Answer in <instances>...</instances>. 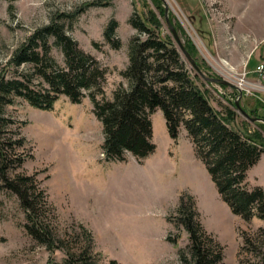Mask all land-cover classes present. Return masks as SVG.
I'll list each match as a JSON object with an SVG mask.
<instances>
[{"label":"rangeland","instance_id":"obj_1","mask_svg":"<svg viewBox=\"0 0 264 264\" xmlns=\"http://www.w3.org/2000/svg\"><path fill=\"white\" fill-rule=\"evenodd\" d=\"M167 8L183 44L195 46L204 74L239 86L241 106L251 116L264 117V77L252 70L264 61V0H0V69L37 28L57 19L105 69L104 95L98 98H112L119 86H129L123 71L138 32L132 16L148 20L157 15L163 34L180 48L166 20ZM62 12L77 14L61 18ZM111 20L117 26L108 40L105 29ZM52 55L65 65L59 46H53ZM211 89L213 105L235 111V121L249 134L260 135L264 145V122L252 121L237 108L239 91L220 83ZM93 108L89 95L81 103L63 95L53 109L33 107L21 98L6 107L8 115L23 122L20 131L27 140L29 156L17 171L38 173L66 249L90 243L97 264H182V253L192 258L178 210L185 197L207 233L223 246L226 264H264V219L246 220L232 212L185 128L174 140L159 108L151 114L155 152L142 159L128 153L126 160H108L103 125ZM247 178L264 187V153ZM25 220L18 197L0 188V264H48L52 257L63 263L65 251L52 254L35 241Z\"/></svg>","mask_w":264,"mask_h":264},{"label":"trees","instance_id":"obj_2","mask_svg":"<svg viewBox=\"0 0 264 264\" xmlns=\"http://www.w3.org/2000/svg\"><path fill=\"white\" fill-rule=\"evenodd\" d=\"M76 14L62 12L60 17L75 18ZM131 23L138 32L131 39L129 64L123 71L129 86H119L112 98H98L104 95L101 84L105 69L67 32L65 23L57 19L37 28L13 52L7 66L0 69V188L18 197L25 212L24 228L35 241L52 254L65 251L61 264H97V261L91 255L90 243L65 248V240L56 229L55 208L38 173L17 171L29 156L25 150L27 140L20 131L23 122L6 113V107L17 98L36 108L53 109L63 95L73 103H81L89 95L94 114L103 125L106 158L122 161L128 153L142 159L155 152L151 114L160 108L174 140L185 128L196 154L232 212L246 220L254 216L264 219V187L251 185L247 178L249 169L264 153L260 135L245 131L235 121V111L219 110L213 105L210 90L214 82L202 76L203 68L196 60L194 45L184 44L196 61L191 66V60L174 39L163 34V22L157 15L147 20L135 14ZM116 26L115 20L108 23L105 29L108 40H112ZM54 45L63 52L65 65L52 55ZM23 64L31 68L20 69ZM11 65L13 69L9 70ZM178 210L189 232L192 254L189 260L182 253V264H226L223 246L207 233L185 197L181 198ZM173 240L176 242L177 238ZM50 259L48 264H60L54 257Z\"/></svg>","mask_w":264,"mask_h":264},{"label":"water","instance_id":"obj_3","mask_svg":"<svg viewBox=\"0 0 264 264\" xmlns=\"http://www.w3.org/2000/svg\"><path fill=\"white\" fill-rule=\"evenodd\" d=\"M166 20H167V22H168V24H169L171 30L173 31V34H174V36H175V38H176V40H177V42H178L180 48H181V49L183 50V52L185 53L186 57H188V58L191 60V62H192L194 65H196L195 59H194V58L192 57V55L188 52V50L185 48V46H184V44H183V42H182V40H181V38H180L178 32L176 31V29L174 28V26L172 25V23H171V21H170V17H169V13H168V8H167V10H166ZM200 72H201L202 76L204 77V79L207 80V81L214 82V83L225 84V85H228V86H231V87L236 88V89L239 91V94L237 95V98H236V100H235V104H236L237 108H238L239 110H241V111L243 112V114H244L246 117L250 118L252 121H255V122H257V121L264 122V117H261V116H256V117L251 116V115H250V114H249V113H248V112H247V111L241 106L240 99L243 97L244 92H243V90H242L239 86H237L236 84L232 83L231 81H229V80H227V79H225V78H223V77H214V76L211 77V76H208V75L204 74V72H203L202 70H200ZM235 116H236V113H235Z\"/></svg>","mask_w":264,"mask_h":264},{"label":"built area","instance_id":"obj_4","mask_svg":"<svg viewBox=\"0 0 264 264\" xmlns=\"http://www.w3.org/2000/svg\"><path fill=\"white\" fill-rule=\"evenodd\" d=\"M254 71L257 72L259 74V76L264 77V61L259 62L256 65ZM243 84H246L245 77L241 78L240 81H239V85L243 86ZM262 112H263V115H264V108H263Z\"/></svg>","mask_w":264,"mask_h":264},{"label":"crops","instance_id":"obj_5","mask_svg":"<svg viewBox=\"0 0 264 264\" xmlns=\"http://www.w3.org/2000/svg\"><path fill=\"white\" fill-rule=\"evenodd\" d=\"M258 63H259V62H257L256 65H257ZM256 65H255V66H256ZM252 70H254V69H252ZM185 132H186V134H187V131H186V130H185ZM187 137H188V134H187ZM188 138H189V137H188ZM189 139H190V138H189ZM190 141H191V139H190ZM191 142H192V141H191ZM192 143H193V142H192ZM193 146H194V144H193Z\"/></svg>","mask_w":264,"mask_h":264}]
</instances>
